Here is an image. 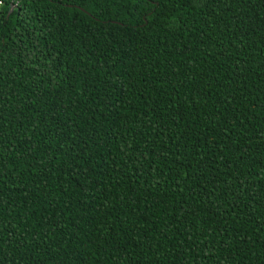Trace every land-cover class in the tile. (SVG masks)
Masks as SVG:
<instances>
[{"label":"trees","instance_id":"trees-1","mask_svg":"<svg viewBox=\"0 0 264 264\" xmlns=\"http://www.w3.org/2000/svg\"><path fill=\"white\" fill-rule=\"evenodd\" d=\"M0 264H264V0H0Z\"/></svg>","mask_w":264,"mask_h":264}]
</instances>
